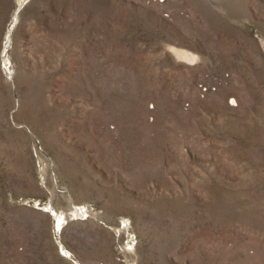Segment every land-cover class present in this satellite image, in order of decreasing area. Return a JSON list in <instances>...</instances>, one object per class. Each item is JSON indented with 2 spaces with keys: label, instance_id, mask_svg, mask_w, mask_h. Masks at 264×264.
I'll use <instances>...</instances> for the list:
<instances>
[{
  "label": "rangeland",
  "instance_id": "rangeland-1",
  "mask_svg": "<svg viewBox=\"0 0 264 264\" xmlns=\"http://www.w3.org/2000/svg\"><path fill=\"white\" fill-rule=\"evenodd\" d=\"M0 264H264V0H0Z\"/></svg>",
  "mask_w": 264,
  "mask_h": 264
},
{
  "label": "bare ground",
  "instance_id": "bare-ground-1",
  "mask_svg": "<svg viewBox=\"0 0 264 264\" xmlns=\"http://www.w3.org/2000/svg\"><path fill=\"white\" fill-rule=\"evenodd\" d=\"M174 52L180 56V57H183V58H189L190 56L186 53V52H182V51H179V50H174Z\"/></svg>",
  "mask_w": 264,
  "mask_h": 264
},
{
  "label": "built area",
  "instance_id": "built-area-1",
  "mask_svg": "<svg viewBox=\"0 0 264 264\" xmlns=\"http://www.w3.org/2000/svg\"><path fill=\"white\" fill-rule=\"evenodd\" d=\"M207 87H202L201 91H206Z\"/></svg>",
  "mask_w": 264,
  "mask_h": 264
}]
</instances>
